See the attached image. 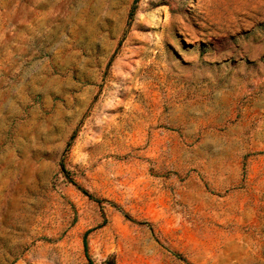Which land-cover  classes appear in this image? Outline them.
<instances>
[{"label": "rangeland", "instance_id": "374dc122", "mask_svg": "<svg viewBox=\"0 0 264 264\" xmlns=\"http://www.w3.org/2000/svg\"><path fill=\"white\" fill-rule=\"evenodd\" d=\"M85 247L264 264V0H0V264Z\"/></svg>", "mask_w": 264, "mask_h": 264}, {"label": "trees", "instance_id": "16d2710c", "mask_svg": "<svg viewBox=\"0 0 264 264\" xmlns=\"http://www.w3.org/2000/svg\"><path fill=\"white\" fill-rule=\"evenodd\" d=\"M71 139H72V137H71ZM63 171H64V170H63ZM82 192H83L85 195H87L88 197L91 198V195L88 194L85 190H82ZM83 244H84V246H85V240H84V239H83ZM85 256H86V258H87L89 264H92V262H91L90 259H89V256H88L87 253H86V247H85ZM104 264H114V262H113V260H107Z\"/></svg>", "mask_w": 264, "mask_h": 264}]
</instances>
